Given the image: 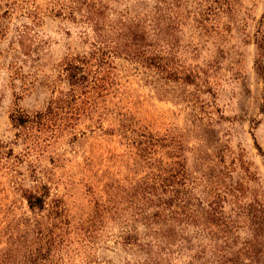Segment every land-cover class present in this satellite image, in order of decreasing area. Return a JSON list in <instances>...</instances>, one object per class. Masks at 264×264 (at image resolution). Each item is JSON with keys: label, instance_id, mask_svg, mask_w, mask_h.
<instances>
[{"label": "rangeland", "instance_id": "obj_1", "mask_svg": "<svg viewBox=\"0 0 264 264\" xmlns=\"http://www.w3.org/2000/svg\"><path fill=\"white\" fill-rule=\"evenodd\" d=\"M185 202L264 213V0H0V264H211Z\"/></svg>", "mask_w": 264, "mask_h": 264}, {"label": "trees", "instance_id": "obj_2", "mask_svg": "<svg viewBox=\"0 0 264 264\" xmlns=\"http://www.w3.org/2000/svg\"><path fill=\"white\" fill-rule=\"evenodd\" d=\"M28 201L30 207H35L41 205L42 200L28 196ZM166 209L158 208V211L151 212L145 216L142 214L145 213V210L139 209L138 212H135V214H141L140 220L135 221V224L143 220V225L150 230L149 243L154 237L160 236V243L169 247L173 241H176L172 238L173 235L170 234V228L175 225L180 229L183 226L189 227L190 225L194 228H199V237L201 239L205 236L204 232H208V230L212 232L210 228L213 227L215 233L211 236L215 238L217 243L219 241L220 245L212 255L213 262L211 264H264V213L262 209H256L247 214V217L251 219L249 230L252 234L251 238L246 239L241 246H237L238 242L235 237L240 229L237 222L222 210L214 208L210 213L205 208L195 210L187 202L181 207L175 206L174 210L172 208ZM129 233L130 231L128 230V236H130ZM181 242L184 244L182 245L183 247L186 246L183 248L184 251H194L193 244H190V241L186 238L181 237ZM203 258L204 252L201 251L198 256H195L194 260L197 261L196 264H206L202 262Z\"/></svg>", "mask_w": 264, "mask_h": 264}]
</instances>
